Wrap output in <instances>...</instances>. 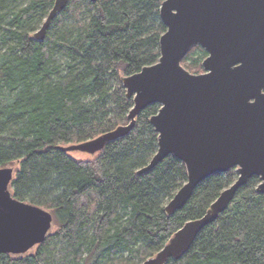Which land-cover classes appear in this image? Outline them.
Wrapping results in <instances>:
<instances>
[{"label": "trees", "instance_id": "trees-1", "mask_svg": "<svg viewBox=\"0 0 264 264\" xmlns=\"http://www.w3.org/2000/svg\"><path fill=\"white\" fill-rule=\"evenodd\" d=\"M54 2L0 0V168L15 169L12 194L52 213L56 228L26 254H0V264H141L204 216L238 174L210 176L181 211L167 215L188 180L186 166L169 156L138 174L158 150L150 123L158 104L94 160L58 150L129 124L134 104L121 79L159 61L166 27L164 0H70L37 41ZM207 56L195 47L183 65L203 71ZM259 184L253 177L240 188L183 258L167 264H264Z\"/></svg>", "mask_w": 264, "mask_h": 264}, {"label": "water", "instance_id": "water-1", "mask_svg": "<svg viewBox=\"0 0 264 264\" xmlns=\"http://www.w3.org/2000/svg\"><path fill=\"white\" fill-rule=\"evenodd\" d=\"M69 2L55 0L34 34L37 41L45 39ZM160 15L166 32L160 39L159 61L121 79L134 104L129 124L93 140L57 146L65 153L98 155L109 143L128 136L142 111L158 104V113L150 119L158 150L138 174L149 173L169 156L186 166L187 182L165 206L169 216L181 211L207 178L236 169V181L206 214L186 222L141 264L182 259L253 177L260 178L256 191L264 194V0H164ZM195 47L208 54L201 74L183 66ZM14 176V168H0V254L23 255L45 242L54 217L12 194Z\"/></svg>", "mask_w": 264, "mask_h": 264}, {"label": "rangeland", "instance_id": "rangeland-1", "mask_svg": "<svg viewBox=\"0 0 264 264\" xmlns=\"http://www.w3.org/2000/svg\"><path fill=\"white\" fill-rule=\"evenodd\" d=\"M185 68H186V65H183ZM187 69V68H186ZM190 73L192 74H201L204 72V69L203 71H199V72H193V71H190L189 69H187ZM70 157L74 158V159H79V160H83V161H91V160H94L95 158H97V156L99 155H91V154H87V153H81V152H70V153H67ZM15 170V169H14ZM56 230V228H54L52 231L54 232Z\"/></svg>", "mask_w": 264, "mask_h": 264}]
</instances>
